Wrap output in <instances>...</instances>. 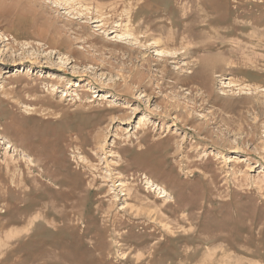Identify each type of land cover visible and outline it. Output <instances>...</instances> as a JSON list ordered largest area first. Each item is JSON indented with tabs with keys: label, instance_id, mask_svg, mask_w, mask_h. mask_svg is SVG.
<instances>
[{
	"label": "rangeland",
	"instance_id": "374dc122",
	"mask_svg": "<svg viewBox=\"0 0 264 264\" xmlns=\"http://www.w3.org/2000/svg\"><path fill=\"white\" fill-rule=\"evenodd\" d=\"M0 264H264V0H0Z\"/></svg>",
	"mask_w": 264,
	"mask_h": 264
},
{
	"label": "bare ground",
	"instance_id": "6f19581e",
	"mask_svg": "<svg viewBox=\"0 0 264 264\" xmlns=\"http://www.w3.org/2000/svg\"><path fill=\"white\" fill-rule=\"evenodd\" d=\"M170 34V33H169ZM54 41H53V43L51 44V45H54ZM60 44V43H59ZM55 46V45H54ZM164 47V46H163ZM162 48V47H161ZM164 49V48H163ZM165 50V49H164ZM163 52V51H162ZM166 53V52H165ZM168 56V55H167ZM164 193V192H163ZM166 194V193H165Z\"/></svg>",
	"mask_w": 264,
	"mask_h": 264
}]
</instances>
